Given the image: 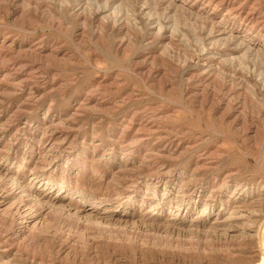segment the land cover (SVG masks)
<instances>
[{
	"label": "rangeland",
	"instance_id": "obj_1",
	"mask_svg": "<svg viewBox=\"0 0 264 264\" xmlns=\"http://www.w3.org/2000/svg\"><path fill=\"white\" fill-rule=\"evenodd\" d=\"M264 0H0V264H254Z\"/></svg>",
	"mask_w": 264,
	"mask_h": 264
},
{
	"label": "bare ground",
	"instance_id": "obj_2",
	"mask_svg": "<svg viewBox=\"0 0 264 264\" xmlns=\"http://www.w3.org/2000/svg\"><path fill=\"white\" fill-rule=\"evenodd\" d=\"M258 248L261 251V253L264 255V225L262 226V229L258 232ZM254 264H264V256L260 259V261L254 263Z\"/></svg>",
	"mask_w": 264,
	"mask_h": 264
},
{
	"label": "water",
	"instance_id": "obj_3",
	"mask_svg": "<svg viewBox=\"0 0 264 264\" xmlns=\"http://www.w3.org/2000/svg\"><path fill=\"white\" fill-rule=\"evenodd\" d=\"M263 225H264V224H263ZM263 225H262V226H263ZM261 229H262V228H261Z\"/></svg>",
	"mask_w": 264,
	"mask_h": 264
}]
</instances>
